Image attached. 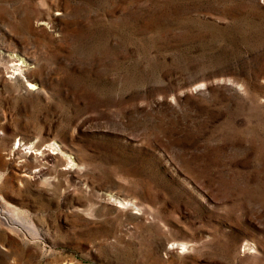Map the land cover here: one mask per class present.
<instances>
[{
  "label": "rangeland",
  "instance_id": "374dc122",
  "mask_svg": "<svg viewBox=\"0 0 264 264\" xmlns=\"http://www.w3.org/2000/svg\"><path fill=\"white\" fill-rule=\"evenodd\" d=\"M0 264H264V0H0Z\"/></svg>",
  "mask_w": 264,
  "mask_h": 264
},
{
  "label": "bare ground",
  "instance_id": "6f19581e",
  "mask_svg": "<svg viewBox=\"0 0 264 264\" xmlns=\"http://www.w3.org/2000/svg\"><path fill=\"white\" fill-rule=\"evenodd\" d=\"M13 64V65H12ZM9 64L10 67H12V70H10V72L15 73V71H17V68H14L15 63ZM19 64V63H18Z\"/></svg>",
  "mask_w": 264,
  "mask_h": 264
}]
</instances>
